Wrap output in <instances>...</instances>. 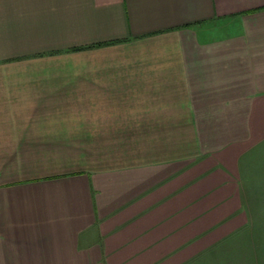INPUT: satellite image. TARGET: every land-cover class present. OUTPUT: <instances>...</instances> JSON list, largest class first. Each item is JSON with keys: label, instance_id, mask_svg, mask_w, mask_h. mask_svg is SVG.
Returning a JSON list of instances; mask_svg holds the SVG:
<instances>
[{"label": "crops", "instance_id": "obj_1", "mask_svg": "<svg viewBox=\"0 0 264 264\" xmlns=\"http://www.w3.org/2000/svg\"><path fill=\"white\" fill-rule=\"evenodd\" d=\"M253 182L264 0H0V264H191Z\"/></svg>", "mask_w": 264, "mask_h": 264}, {"label": "rangeland", "instance_id": "obj_2", "mask_svg": "<svg viewBox=\"0 0 264 264\" xmlns=\"http://www.w3.org/2000/svg\"><path fill=\"white\" fill-rule=\"evenodd\" d=\"M259 192H248L245 201L247 219L244 226L226 243L212 249L191 264H264V188L263 182L254 183Z\"/></svg>", "mask_w": 264, "mask_h": 264}]
</instances>
